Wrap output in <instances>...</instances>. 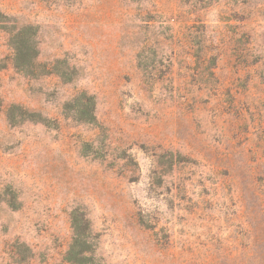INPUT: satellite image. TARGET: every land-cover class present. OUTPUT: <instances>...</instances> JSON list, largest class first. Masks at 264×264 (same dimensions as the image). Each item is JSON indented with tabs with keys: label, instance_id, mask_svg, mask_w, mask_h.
I'll return each mask as SVG.
<instances>
[{
	"label": "rangeland",
	"instance_id": "obj_1",
	"mask_svg": "<svg viewBox=\"0 0 264 264\" xmlns=\"http://www.w3.org/2000/svg\"><path fill=\"white\" fill-rule=\"evenodd\" d=\"M0 264H264V0H0Z\"/></svg>",
	"mask_w": 264,
	"mask_h": 264
},
{
	"label": "trees",
	"instance_id": "obj_2",
	"mask_svg": "<svg viewBox=\"0 0 264 264\" xmlns=\"http://www.w3.org/2000/svg\"><path fill=\"white\" fill-rule=\"evenodd\" d=\"M19 42L17 43V66L24 67L25 62L28 59V52L31 50V47L28 45V42L23 37H18ZM77 109L76 112L79 116V121L84 123L92 124L95 122V117L93 114L94 103L91 97H86L84 94H81L77 99ZM73 229V240L68 251V256L75 258L79 255H85L87 243L84 239L82 232L78 230V227L72 226Z\"/></svg>",
	"mask_w": 264,
	"mask_h": 264
}]
</instances>
